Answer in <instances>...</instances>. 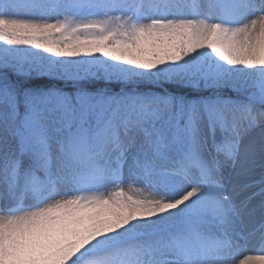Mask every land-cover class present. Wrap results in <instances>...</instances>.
I'll return each instance as SVG.
<instances>
[{
  "label": "snow or ice",
  "instance_id": "snow-or-ice-1",
  "mask_svg": "<svg viewBox=\"0 0 264 264\" xmlns=\"http://www.w3.org/2000/svg\"><path fill=\"white\" fill-rule=\"evenodd\" d=\"M0 264H264V0H0Z\"/></svg>",
  "mask_w": 264,
  "mask_h": 264
}]
</instances>
